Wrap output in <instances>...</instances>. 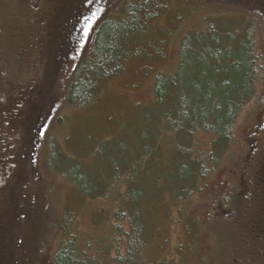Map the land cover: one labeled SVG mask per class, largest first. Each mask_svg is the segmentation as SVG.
Listing matches in <instances>:
<instances>
[{
  "label": "rangeland",
  "instance_id": "rangeland-1",
  "mask_svg": "<svg viewBox=\"0 0 264 264\" xmlns=\"http://www.w3.org/2000/svg\"><path fill=\"white\" fill-rule=\"evenodd\" d=\"M23 2L25 10L11 14L9 27L4 30L14 75L11 72L8 76L7 100L0 105V264H32L38 246L35 240L40 239L39 224L47 228L62 211H72L76 233L95 238L107 234V226L95 222H104L109 214L110 222H116L113 216L122 205L126 179L112 188L107 199L83 200L74 186L62 178L72 165L65 168L60 160L53 161L52 151L57 148L72 162L83 161L81 171L88 173L95 172L93 162L97 156L92 154H100L99 150L106 153L113 147L115 155H123V147L137 141L133 133L144 109L153 105L157 77L173 75L181 41L188 34L205 33L211 26L234 31L248 16L257 26L256 53L259 64L264 66V0ZM133 6L145 7L142 18L145 10L151 15L146 33L130 46L139 54L130 56L119 74L101 82L95 105L69 106L66 96L71 73L91 52L96 29L105 20L125 18ZM262 82L256 98L237 122L231 152L222 170L210 179V190L182 205L169 194L163 211L151 208L155 230L150 233L146 253L150 264L179 262L180 248L187 249L189 245L186 225L192 222L194 211L201 210L199 222H208L209 209L221 193L218 186L224 184L222 194L230 196L235 182L223 169H238L248 159V169L239 173L240 194L248 197L257 190L252 188L254 177L256 181L261 178L258 185L264 186ZM163 141L170 140L166 136ZM209 142V137L198 136L195 154L205 151ZM99 160L104 163L106 159L100 156ZM255 196L253 205L240 210L239 228L234 230V240L230 239L235 247L241 246L243 252L238 254L247 257V264H254L255 259L264 264V252H260L264 249L260 244L264 208L258 194ZM231 210L228 205L223 214L228 216ZM50 236L51 230L45 237ZM113 236L109 233V237ZM229 246L230 240L224 253L233 248ZM219 261H223L220 255Z\"/></svg>",
  "mask_w": 264,
  "mask_h": 264
},
{
  "label": "trees",
  "instance_id": "trees-1",
  "mask_svg": "<svg viewBox=\"0 0 264 264\" xmlns=\"http://www.w3.org/2000/svg\"><path fill=\"white\" fill-rule=\"evenodd\" d=\"M131 8L125 18L105 20L96 29L91 52L71 73L66 96L69 106L95 105L101 82L119 74L130 56L139 54L130 46L146 33L151 15L145 10L142 18L145 7ZM18 9L25 10L23 0H0V105L7 100V80L14 71H10L4 30L9 27V16ZM262 21L263 17L261 24ZM256 31L255 20L246 16L234 31L211 26L205 33L188 34L181 41L173 75L157 77L153 105L144 109L133 133L137 141L124 146L121 156L115 155L110 146L106 153L99 150L100 154H92L97 156L93 162L95 172L81 171L83 161L72 162L61 150L53 149V161L60 160L65 168L72 165L62 178L74 186L83 200L107 199L119 181L126 179L127 183L122 205L113 216L116 222H110V214L104 222H95L107 226L105 236L76 233L72 211H62L47 228L39 224L40 239L35 240L38 246L32 264H150L146 253L155 230L151 208L165 209L164 200L169 194L182 205L210 190V179L222 170L231 152L237 122L256 98L258 84H263L264 66L259 64L256 53ZM200 135L209 137L210 142L205 151L195 154V140ZM166 136L169 143L163 141ZM100 156L106 159L104 163ZM250 163L247 159L238 169H223L235 182L230 196H224V184L219 185L221 193L209 209L210 221L199 222L201 210L197 209L192 222L187 223L190 241L187 249L180 248L179 262L159 264H247V257L238 254L243 252L241 246L233 245V233L239 228L240 210L253 205L256 194L264 208V186L258 185L261 178H252V188L258 191L248 197L240 194L239 173L245 172ZM228 205L232 210L227 216L223 211ZM262 216L264 226V209ZM49 230L53 236L47 239ZM229 240V247L233 248L224 253ZM260 242L264 247V233ZM255 260L254 264H262Z\"/></svg>",
  "mask_w": 264,
  "mask_h": 264
}]
</instances>
